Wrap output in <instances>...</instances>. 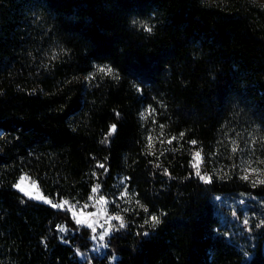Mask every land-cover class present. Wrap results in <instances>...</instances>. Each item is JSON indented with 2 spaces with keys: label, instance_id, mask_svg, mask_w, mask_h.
I'll use <instances>...</instances> for the list:
<instances>
[{
  "label": "trees",
  "instance_id": "16d2710c",
  "mask_svg": "<svg viewBox=\"0 0 264 264\" xmlns=\"http://www.w3.org/2000/svg\"><path fill=\"white\" fill-rule=\"evenodd\" d=\"M22 174L135 202L95 251ZM263 241L264 5L0 0V264H264Z\"/></svg>",
  "mask_w": 264,
  "mask_h": 264
},
{
  "label": "rangeland",
  "instance_id": "374dc122",
  "mask_svg": "<svg viewBox=\"0 0 264 264\" xmlns=\"http://www.w3.org/2000/svg\"><path fill=\"white\" fill-rule=\"evenodd\" d=\"M257 3L264 5V0H253ZM149 143V142H148ZM149 149H152L149 143ZM195 165L197 168L200 165V155L195 153ZM248 176L251 180L255 179V173L252 170H248ZM202 177L206 179L207 175L202 172ZM25 196L34 198L44 203L50 204L53 207L68 210L74 220L80 221V225L88 227L93 236V249L95 251L101 250L105 244L106 236L109 235L112 228H116L121 224L124 225V213L132 210L134 204V198L128 191L126 182L123 177L118 179L116 189L109 196L101 194L97 188H95L92 194L86 201L75 202L67 198L54 199L45 195L40 189L37 182L27 174H22L14 184ZM217 199L231 206L235 202H243L241 197L235 195L216 196ZM95 229V231H93ZM103 236V239H101ZM264 244V241H263ZM264 250V245H263ZM245 261L251 257V254L245 252Z\"/></svg>",
  "mask_w": 264,
  "mask_h": 264
},
{
  "label": "snow or ice",
  "instance_id": "6c2138e0",
  "mask_svg": "<svg viewBox=\"0 0 264 264\" xmlns=\"http://www.w3.org/2000/svg\"><path fill=\"white\" fill-rule=\"evenodd\" d=\"M150 30V29H149ZM101 71H106V72H111L112 71V69L111 68H106V69H101ZM115 128V126H113V129ZM149 139H151V138H149ZM245 179H247L248 177L247 176H245L244 177ZM151 220H152V222H153V224H158L160 221H159V219H158V217H156V216H152L151 217ZM147 222V221H146ZM80 223V221L79 220H77V224H79ZM121 227H123L124 225L123 224H121L120 225ZM93 231H95V229H93ZM101 239H103V236H101Z\"/></svg>",
  "mask_w": 264,
  "mask_h": 264
}]
</instances>
